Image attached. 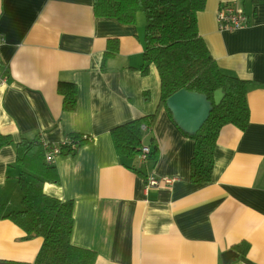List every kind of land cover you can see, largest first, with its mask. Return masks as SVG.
<instances>
[{"label":"crops","instance_id":"1","mask_svg":"<svg viewBox=\"0 0 264 264\" xmlns=\"http://www.w3.org/2000/svg\"><path fill=\"white\" fill-rule=\"evenodd\" d=\"M236 3L248 26L220 31V5ZM144 14L124 25L95 17L92 0H0V132L14 142L40 134L58 143L71 132L90 135L73 155H59L58 182L44 193L73 203L74 245L96 252L94 264H264V0H206L198 33L220 71L246 80L249 123L224 125L214 149L209 182L190 180L193 141L160 106L151 132L155 161L118 157L110 129L153 113L160 86L156 69L142 75ZM108 38L118 53L100 64ZM59 81L77 85L76 105L65 111ZM149 91L144 101L142 93ZM14 145L0 147V187L19 175ZM126 164L133 165L135 169ZM140 172V173H139ZM173 177L170 185L146 187V176ZM0 219V264H35L42 237L27 239ZM245 242V253L235 245Z\"/></svg>","mask_w":264,"mask_h":264},{"label":"trees","instance_id":"2","mask_svg":"<svg viewBox=\"0 0 264 264\" xmlns=\"http://www.w3.org/2000/svg\"><path fill=\"white\" fill-rule=\"evenodd\" d=\"M205 3L206 0H92L95 17L113 18L124 25L135 24L138 12L144 14V64L140 73L147 75L152 64L159 78L160 96L156 110L110 129L116 154L125 160L124 164L138 161L140 147L144 145L143 135L152 131L159 107H165L171 94L181 88L204 94L212 102V110L194 134L185 133L193 141L190 180L195 183L211 180L220 129L231 124L244 130L250 116L246 100L247 81L220 71L198 33L197 14L204 10ZM117 53L118 39L108 38L101 71L107 70L108 61ZM77 89L73 82H58L57 91L62 96L65 111L75 108ZM217 89H221L223 98L215 105L213 92ZM142 99H150L148 90L142 93ZM168 114L171 117L169 111ZM66 137L71 142L60 146L59 155L75 154L90 139V135L78 132H71ZM43 141L36 133L14 142L10 135L0 132V147L14 145L15 161L10 166L20 169L17 177L7 178L0 187V219L12 221L25 232L27 239L42 237L35 264H94V250L71 242L72 201L61 200L43 191L45 182L59 181L54 163L45 160ZM148 145L151 149L144 161H155L158 147L153 136L148 139ZM126 165L135 169L133 165ZM247 247L245 242L234 246L240 253H245Z\"/></svg>","mask_w":264,"mask_h":264},{"label":"water","instance_id":"3","mask_svg":"<svg viewBox=\"0 0 264 264\" xmlns=\"http://www.w3.org/2000/svg\"><path fill=\"white\" fill-rule=\"evenodd\" d=\"M223 98L221 89L213 92V103L218 104ZM165 107L170 112L173 122L178 128L189 135L194 134L207 120L212 110V102L206 95L189 91L184 88L171 94L165 101ZM236 255L233 250L222 253V264H229Z\"/></svg>","mask_w":264,"mask_h":264},{"label":"built area","instance_id":"4","mask_svg":"<svg viewBox=\"0 0 264 264\" xmlns=\"http://www.w3.org/2000/svg\"><path fill=\"white\" fill-rule=\"evenodd\" d=\"M216 22L217 27L220 31H231L235 29H240L248 26V17L244 13L243 9L238 6L236 3H225L219 6L216 12ZM5 42L3 34H0V46ZM8 78V71L4 67H0V87L6 85ZM145 129L144 126H142ZM86 137V135H84ZM69 138H64L58 143L48 144L46 141H43L44 147H46L45 160L48 163H54L55 158L60 154V146L63 144H70ZM74 143H71V148H74ZM151 147L149 145H142L140 147V152L138 153L137 159L138 162H143L146 154L149 153ZM173 177L167 176H154L149 174L146 176V187H159L170 185L173 181Z\"/></svg>","mask_w":264,"mask_h":264}]
</instances>
